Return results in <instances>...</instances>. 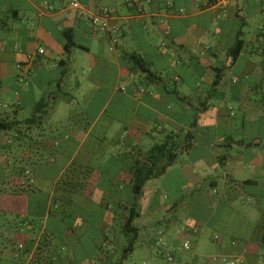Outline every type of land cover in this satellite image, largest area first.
I'll use <instances>...</instances> for the list:
<instances>
[{
  "label": "crops",
  "instance_id": "obj_1",
  "mask_svg": "<svg viewBox=\"0 0 264 264\" xmlns=\"http://www.w3.org/2000/svg\"><path fill=\"white\" fill-rule=\"evenodd\" d=\"M71 1L0 0V86L18 110L13 131L21 141L7 211L18 199L49 192L80 204L72 212L84 214L129 183L133 156L173 135L180 142L174 163L146 182L139 199L140 236L146 227L152 243L172 244L171 263L204 264L200 255L226 254L264 264V0H79L110 9L120 28L115 48ZM67 42L76 44L70 52ZM129 53L153 76L130 71ZM79 68L102 75L88 86L108 92L101 109H91L96 95L80 94L82 108L76 101L78 109L54 118L62 94L69 105L72 92L83 91ZM109 75L111 84L103 83ZM42 100L45 111L34 116ZM112 103L119 124L106 116ZM21 108L32 114L18 117ZM238 125L259 132H238ZM115 198L122 201L117 190ZM191 199L195 214L170 216L175 206H193ZM245 214L258 216L255 227H240ZM180 235L191 250L181 248Z\"/></svg>",
  "mask_w": 264,
  "mask_h": 264
},
{
  "label": "trees",
  "instance_id": "obj_2",
  "mask_svg": "<svg viewBox=\"0 0 264 264\" xmlns=\"http://www.w3.org/2000/svg\"><path fill=\"white\" fill-rule=\"evenodd\" d=\"M242 42L240 40L236 45L238 52ZM75 45L74 42H67L66 51L70 52ZM232 56L234 59L237 52ZM126 59L130 63V71L139 70L153 76L139 55L129 53ZM46 105L43 100L36 104L33 115L44 112ZM17 113L16 109L7 111L0 108V133L20 125L16 118ZM170 138V141L166 139L144 154L140 151L138 156H133L128 171L130 181L123 187L118 184L111 190L114 195L110 197L112 201L90 204V211L84 214H93L98 220L97 226H92V233L89 232L90 224L83 219L84 214L73 215L72 209H81L78 206L80 204L71 202L66 196L55 194L51 197L49 192H45L37 197L30 195L26 203L20 199L16 200L14 203L17 205L22 201L24 208L17 207L15 210L13 203L11 214L16 215L19 220L7 230L8 237L0 232L3 237L0 245L4 244L5 250L10 248L9 251L4 248L0 250V264H4V260L5 264H123L126 256L134 251L135 242L140 237L135 221L140 215L139 199L146 182L164 174L177 157L180 142L173 135ZM116 190L122 194V201L116 200ZM106 211L110 214H105ZM79 215L81 217H78ZM69 217L72 221L63 232L60 230L62 223ZM102 221L103 225H100ZM52 224L56 226L53 231ZM120 250L122 254L116 257Z\"/></svg>",
  "mask_w": 264,
  "mask_h": 264
},
{
  "label": "rangeland",
  "instance_id": "obj_3",
  "mask_svg": "<svg viewBox=\"0 0 264 264\" xmlns=\"http://www.w3.org/2000/svg\"><path fill=\"white\" fill-rule=\"evenodd\" d=\"M74 72H72V74L69 76L70 79H73L74 77ZM76 75L78 78L81 79V81L83 82L82 86H81V90H83L82 92H72L73 94L76 95V99L74 101L73 104H69L67 105V103L64 102V95L62 94L59 97L58 100V104L62 105L60 107L57 108V110L53 113L54 118L64 115L67 111V113H69V111L72 110H76L78 109V105L77 102L79 103V107H83L85 104V101L82 98V95L80 94H85L87 97L88 96H94L96 95L97 98L93 104V107L91 108L93 112L101 109V103L106 95V93H108L107 91L103 90V91H98V90H94V89H89V85L93 82V81H97L98 79H102V75H100L99 73H91V71L89 72H83L82 68H79L76 72ZM111 80H112V76H108L106 80H103V83L106 84H111ZM104 84V85H106ZM2 86V84H1ZM1 86H0V108H2L3 110H7V111H14L16 108L13 106V101L12 99L7 96L2 90H1ZM77 101V102H76ZM237 113L239 115L242 114V112H240V110H238L237 108ZM32 114V110L30 109H26V108H21L19 109V116L20 118L25 117V116H30ZM106 116L110 121H116L115 124H119L120 121V111H119V107H117L114 103H112L110 105V107L107 109L106 112ZM114 124V125H115ZM240 125H238L237 129L238 132H251L252 133H256L259 132V130L254 126L252 128L248 127L245 130L240 129L239 128ZM110 143L111 140L109 139ZM20 143L21 141H19V139L16 138V136H14V131L13 130H8V131H4L0 133V189H2V191H0V232L4 233V236L8 237L9 235H7V230H9L12 226H14V222H17L19 220V218H16V215L11 214L12 211H7V208L9 206H6V201L7 199H5V191L6 189H8V184L10 183V181L12 180V175H15L17 170L20 169V165H21V161L20 158H18L19 156V152H20ZM12 149V151H11ZM18 154V155H17ZM192 156H185L183 158L186 159H190ZM48 159V158H46ZM47 173V172H46ZM52 173V172H48ZM174 177V174H173ZM164 178V177H163ZM169 178H171V176L169 175L168 177H165V180H168ZM163 183L162 185H160V189L164 191L163 188ZM19 190V189H18ZM162 196V195H161ZM189 198V196H188ZM188 198L186 200H188ZM166 202L168 201L167 199H164ZM190 203V202H189ZM193 204V206L189 205V208H184L183 205L181 206H175L173 208V210L170 213V216L173 217L175 216H182L181 219L183 217L186 216V214L191 215V213L195 214L198 207L195 203H193L192 199H191V203ZM14 209L16 210L17 207H21L24 208L23 202L21 201L20 203H18L16 205V203H14ZM7 207V208H6ZM251 208V207H250ZM249 208V209H250ZM81 209H77V211L79 212ZM75 211L73 213V215L77 212ZM9 212V213H7ZM81 215V214H80ZM78 217H81V216ZM247 216V219L245 221V223L240 227L242 228H251V227H255V223L257 222V218L258 216L254 218V214H245ZM83 219L85 220V222H87V224H90L89 226V232L92 233L94 231L95 226H97L98 220L95 218V216L93 214H84L83 215ZM179 220V219H178ZM72 221V218L69 217L68 220H66L64 223H62L63 227L62 230L63 232L67 230V225ZM55 223V222H52ZM165 222H161L157 225H155L157 228L158 227H164ZM93 226V227H92ZM154 226V227H155ZM55 224H52V231L55 228ZM153 227V228H154ZM156 228V229H157ZM151 232L145 227L142 228V235L139 237V239L135 242V249L132 253L128 254L126 256V258L123 260V264H176L177 262L172 261L173 263L167 261L168 259H166L167 257H165V255L162 257L160 256L159 250L162 248L161 244H155L152 243L150 241V239H148L147 237ZM148 235V236H147ZM183 237L182 235H180L179 239L177 238V240L179 241V243L183 244ZM3 239V237L0 236V240ZM127 244V240H125L124 245ZM4 244L0 245V250H2ZM172 245V244H170ZM167 246L165 247L166 250L167 249H172L171 246ZM261 247V246H260ZM31 249H34V245L31 247ZM261 250L264 249V247L260 248ZM5 250V248H4ZM10 248H8L5 251H9ZM176 252V251H175ZM178 254V252H176ZM122 254V251L120 250L119 252L116 253V257H120V255ZM7 255V252H6ZM5 255V257H6ZM200 261L203 260V256L200 255L199 256ZM5 260H4V264H5ZM68 264V263H67ZM218 264H224L222 262H219Z\"/></svg>",
  "mask_w": 264,
  "mask_h": 264
},
{
  "label": "built area",
  "instance_id": "obj_4",
  "mask_svg": "<svg viewBox=\"0 0 264 264\" xmlns=\"http://www.w3.org/2000/svg\"><path fill=\"white\" fill-rule=\"evenodd\" d=\"M70 6L75 9L84 20L90 22L95 30L108 32L110 34L111 40V47L115 48L119 43L118 34L120 28L116 25L113 26L111 24V11L107 6H102L97 10H92L81 3L79 0H73L70 3ZM144 91V89H142ZM159 234H163V230L159 231ZM162 246V252L165 253L168 260L173 259V255L170 249L165 248V242H159ZM183 250H191L192 249V242L190 240H185L181 246ZM204 264H216L222 262L224 264H246L243 259L226 255V254H219V255H211L203 257Z\"/></svg>",
  "mask_w": 264,
  "mask_h": 264
}]
</instances>
